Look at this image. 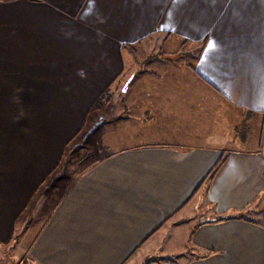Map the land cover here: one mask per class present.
<instances>
[{"label":"crops","instance_id":"0c3cea01","mask_svg":"<svg viewBox=\"0 0 264 264\" xmlns=\"http://www.w3.org/2000/svg\"><path fill=\"white\" fill-rule=\"evenodd\" d=\"M154 36L189 59L139 73ZM31 234L29 264H264V0H0V248Z\"/></svg>","mask_w":264,"mask_h":264},{"label":"rangeland","instance_id":"374dc122","mask_svg":"<svg viewBox=\"0 0 264 264\" xmlns=\"http://www.w3.org/2000/svg\"><path fill=\"white\" fill-rule=\"evenodd\" d=\"M172 42L176 41H169V39L167 38L154 36L150 37L146 42H144V44L148 45L147 47H138L136 48L137 51L130 48V52L133 51L132 53H136L134 55L135 58L133 62V66H135V69H139V73H141L142 70L151 71L157 70L156 67L162 68V66H164L162 60L176 58L182 60L189 59L188 56L185 55L186 50L182 49L179 51L177 49V46H175ZM195 59H192L191 62ZM135 69L133 68L132 70L134 71ZM128 72L130 73V70ZM123 81L125 82V80ZM124 82H121L119 85L115 84L112 92L108 93V95L104 99H102L100 104H98L90 112V115L86 120V125L84 126V129L80 132V134H78L76 141L74 140L73 143L70 145L71 151L68 153V157H66V160H64L63 165L60 168V176H63V178L67 177V175L72 176L76 169L80 171L86 165H89L93 161H96L98 159L96 155H102V153H98V146H100L98 137L100 136V131L97 128V130L95 129V131L91 132V129L89 128L91 126L94 127L97 125L99 127L102 119H110L111 117H114V119L116 118V115L118 114V112H120L119 109L122 110V99L119 97L122 95V89H124L125 85L128 83L125 82L124 84ZM123 116L126 117L127 114H124ZM252 137L253 146L249 148L254 150L258 147L260 142V131L257 129L255 131L254 136ZM52 179H50L49 181L51 184H49L48 182V184L46 185L51 186H49L50 190H52L53 187L54 190L56 188L55 191L53 190L54 192L52 191L50 193V202L53 201V194H56L55 196H57L59 191L63 190L62 187L67 185V183L69 182L68 180L61 181L60 186L58 185V189L56 183ZM33 203H35V200ZM20 233L21 229L18 231V234ZM32 235L33 234L26 238H23L22 240L17 239L18 241L13 242L5 249L0 248V264H3L4 262H6L7 264H29L26 261L28 258L26 249L28 248L30 241L33 239Z\"/></svg>","mask_w":264,"mask_h":264},{"label":"trees","instance_id":"16d2710c","mask_svg":"<svg viewBox=\"0 0 264 264\" xmlns=\"http://www.w3.org/2000/svg\"><path fill=\"white\" fill-rule=\"evenodd\" d=\"M168 36H171V35H168ZM179 45V44H177ZM126 49H130V47H125ZM201 49V48H200ZM202 51V49H201ZM133 52V51H132ZM200 52V51H199ZM198 53V52H196ZM198 58V56L196 57V59ZM250 115V116H248ZM251 117V118H250ZM253 117H254V114H253ZM251 116V114H247L245 117H244V120H242L240 122V124H238L237 128H236V132H237V136H240L243 139H245L246 137H248V131L250 130V127L248 124H246V121L248 122L249 119H252L253 118ZM225 161V158H221L220 161L216 164V166L213 168L212 172L210 173L209 177L211 178L213 175H215L216 171L223 165ZM20 240V237L16 238V241ZM27 261V260H26Z\"/></svg>","mask_w":264,"mask_h":264},{"label":"water","instance_id":"95a60500","mask_svg":"<svg viewBox=\"0 0 264 264\" xmlns=\"http://www.w3.org/2000/svg\"><path fill=\"white\" fill-rule=\"evenodd\" d=\"M127 88H128V83L125 85V87H124V89H123V93H125L126 92V90H127Z\"/></svg>","mask_w":264,"mask_h":264}]
</instances>
